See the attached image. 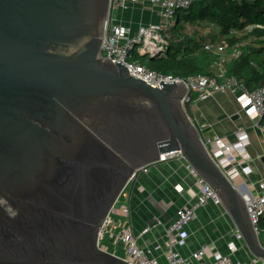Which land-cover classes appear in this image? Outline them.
Listing matches in <instances>:
<instances>
[{"label": "water", "instance_id": "1", "mask_svg": "<svg viewBox=\"0 0 264 264\" xmlns=\"http://www.w3.org/2000/svg\"><path fill=\"white\" fill-rule=\"evenodd\" d=\"M109 10L0 0V264H129L98 246L99 229L132 173L173 150L264 262L241 191L203 144L192 91L153 87L102 55Z\"/></svg>", "mask_w": 264, "mask_h": 264}, {"label": "built area", "instance_id": "2", "mask_svg": "<svg viewBox=\"0 0 264 264\" xmlns=\"http://www.w3.org/2000/svg\"><path fill=\"white\" fill-rule=\"evenodd\" d=\"M197 1L199 0H110L102 55L113 61H121L130 74L156 88L161 87L160 81H182L187 87V92L192 91V96L198 100L207 99L214 93H232L250 119L264 130V87L251 90L245 81L229 75L226 71L227 63L241 54L240 44L229 47L226 42H215L211 39L202 43L203 49L216 57L211 75L174 77L155 72L135 58L136 54L160 58L168 53L172 43L175 45L173 48H176L180 42L190 40L193 35L206 36L214 27L212 23L206 26L199 23H184L179 17ZM123 12H129L133 21V14L138 13L140 17L137 21L140 22L137 24L126 21ZM144 13L150 14L148 23L141 22ZM176 27H181L180 33L171 34ZM184 44L186 45L187 42ZM186 100H188L187 94L182 99V103ZM202 128L198 125L203 144L225 176L241 191L249 219L259 236V220L264 217V179L259 181V190L254 195L251 192H242L236 182L239 176L251 172L248 165L250 156L246 150L249 144L248 134L240 127L235 131L237 141L228 142L218 136H203ZM172 161L181 162L186 177L191 180L188 188H184L180 183H174L173 190L182 197L185 196V192L191 193L194 188L195 191L191 197H184L185 204L176 207L174 216L170 220L165 221L153 216L146 227L137 231L131 222V208L127 204H121L120 199L127 197L128 186L148 176L159 164ZM207 204L222 206L217 194L184 161L179 150L162 153L157 162L141 166L132 173L99 229L98 246L107 252L109 251L105 241L120 246L122 256L117 255L115 250L109 253L129 264H264L254 257L242 260L233 257L239 248H243V241L236 228L232 231L233 240L227 243L225 253L216 250L213 243L201 244L188 256L180 253L178 247L187 236V225L196 218L198 210ZM155 227L162 229L159 241L145 240L144 236ZM262 231L264 234V230Z\"/></svg>", "mask_w": 264, "mask_h": 264}, {"label": "crops", "instance_id": "3", "mask_svg": "<svg viewBox=\"0 0 264 264\" xmlns=\"http://www.w3.org/2000/svg\"><path fill=\"white\" fill-rule=\"evenodd\" d=\"M133 16L139 18L138 13ZM206 39L208 35L201 36ZM191 113L194 121L202 126L203 136H218L225 141L235 142V131L240 127L248 134L249 144L246 150L250 156L248 165L251 172L238 177L237 183L242 192H251L253 195L259 190V181L264 179V130L257 126L254 120L246 114L232 93H214L207 99H193ZM174 183H180L188 188L191 180L186 177L185 168L179 161L161 163L154 167L148 176L138 179L127 188V197L121 198V204H127L131 208V222L134 229L141 231L153 216L170 220L174 216L176 207L185 204L184 197H191V193L185 192V196L175 192ZM235 229L230 217L222 206L207 204L197 212L196 218L187 227V236L178 247L182 255L188 256L201 244L213 243L216 250L226 252V245L233 240L232 231ZM162 229L153 228L144 239L153 242L160 239ZM237 242V240L235 239ZM239 245V242H237ZM233 255L236 259L251 257L244 243Z\"/></svg>", "mask_w": 264, "mask_h": 264}, {"label": "trees", "instance_id": "4", "mask_svg": "<svg viewBox=\"0 0 264 264\" xmlns=\"http://www.w3.org/2000/svg\"><path fill=\"white\" fill-rule=\"evenodd\" d=\"M179 17L184 23H212L214 27L206 39L193 35L192 43L187 42L183 48H171L160 58L148 57V68L181 78L211 75L216 57L202 47L211 39L226 42L229 47L240 44L241 54L227 63V73L245 81L251 90L264 87V0H199ZM175 30L180 33L181 27ZM146 57L135 55L141 64ZM258 226L264 230V217Z\"/></svg>", "mask_w": 264, "mask_h": 264}, {"label": "rangeland", "instance_id": "5", "mask_svg": "<svg viewBox=\"0 0 264 264\" xmlns=\"http://www.w3.org/2000/svg\"><path fill=\"white\" fill-rule=\"evenodd\" d=\"M115 14H116V11H115ZM123 14V18L126 20V21H133L132 19H131V14L129 13V12H123L122 13ZM119 15H121V13H119ZM150 17V14H147V13H144V16L142 17V20L143 21H141V22H143V23H148V21L150 20L149 19V17ZM138 20V18L135 16L134 17V21L133 22H135V23H137V22H140V21H137ZM138 24V23H137ZM205 28H203V30H204ZM216 31H218V28H216ZM171 34H176V30L175 29H173V31H172V33ZM240 34V33H239ZM186 42H190V44L192 43V41H190V40H185V41H183V42H180L179 44H178V46H180V48H183L184 47V43H186ZM173 47H175V45H174V43H172V48ZM174 49V48H173ZM142 64L143 65H145V66H149V59H148V57H146V58H144L143 60H142ZM259 241L261 242V244L264 246V234H263V231H262V229L260 228V232H259ZM105 243V246L108 248V251L109 252H113L114 250L117 252V255H119V256H122L123 255V253H122V250H121V248H120V246H114L112 243H111V241H105L104 242Z\"/></svg>", "mask_w": 264, "mask_h": 264}, {"label": "clouds", "instance_id": "6", "mask_svg": "<svg viewBox=\"0 0 264 264\" xmlns=\"http://www.w3.org/2000/svg\"><path fill=\"white\" fill-rule=\"evenodd\" d=\"M0 202H2V201H0Z\"/></svg>", "mask_w": 264, "mask_h": 264}]
</instances>
